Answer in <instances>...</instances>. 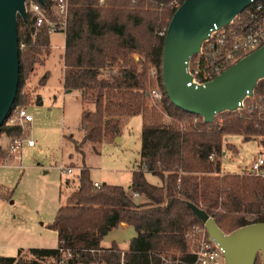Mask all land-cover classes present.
<instances>
[{"label":"trees","instance_id":"16d2710c","mask_svg":"<svg viewBox=\"0 0 264 264\" xmlns=\"http://www.w3.org/2000/svg\"><path fill=\"white\" fill-rule=\"evenodd\" d=\"M46 21L36 25L26 2V15H17L19 51L18 85L9 115L42 97L23 93L24 83L50 54L49 23L60 21L53 0L39 3ZM183 0H67L65 17L63 86L79 93L85 141L114 140L126 117L142 119L141 147L130 185L102 183L98 187L89 169H80L77 187L67 196L50 228L57 234L55 248L18 249L13 257L0 255V264H194L185 234L203 226L188 203L204 210L225 233L264 222V177L221 171L224 135L240 134L264 145V79L257 82L241 109L226 110L211 122L183 111L167 97L161 63L169 21ZM137 55V58L135 57ZM197 55H192L193 62ZM202 69L210 61L200 58ZM149 64L157 70L162 96L150 102ZM45 72L39 79L43 85ZM21 132L18 124L0 127L9 143ZM8 147L0 146V159ZM213 155V159L210 156ZM145 172L161 185L150 183ZM137 194L141 201L134 200ZM120 223L132 225L136 236L122 250L113 243L103 248V237ZM259 257H257V260Z\"/></svg>","mask_w":264,"mask_h":264},{"label":"rangeland","instance_id":"374dc122","mask_svg":"<svg viewBox=\"0 0 264 264\" xmlns=\"http://www.w3.org/2000/svg\"><path fill=\"white\" fill-rule=\"evenodd\" d=\"M50 54L43 65H37L24 83L23 93L34 98L39 94L42 104L31 102L23 107L33 116L17 138H31L21 148L20 159L8 155L0 159V255L13 257L18 249L54 247L57 234L50 228L58 208L65 204L66 195L77 184L80 169L87 167L93 181L127 186L131 172L138 166L141 147L142 119L129 117L120 134L112 141H82V111L94 108L82 103L79 93L63 86L64 33L50 34ZM137 58V55H135ZM155 71V72H154ZM48 73L43 85L40 77ZM154 72V73H153ZM157 70L149 64V91L159 89ZM157 99L151 96L150 102ZM26 135V136H25ZM9 138L1 135L0 146L6 149ZM221 169L230 173L246 172L258 154L264 159V145L256 139L244 140L240 134L224 135ZM71 167L72 173L59 169ZM146 179L159 180L151 173ZM189 241V251L195 249L198 237ZM166 264H171L167 261Z\"/></svg>","mask_w":264,"mask_h":264},{"label":"water","instance_id":"95a60500","mask_svg":"<svg viewBox=\"0 0 264 264\" xmlns=\"http://www.w3.org/2000/svg\"><path fill=\"white\" fill-rule=\"evenodd\" d=\"M43 3V0H36ZM250 0H183L166 28L161 63L164 90L169 100L183 111L211 122L216 114L235 110L251 96L257 82L264 79V44L242 57L205 86H187L190 57L200 51L214 25H227ZM17 15L25 17V0H0V127L14 102L19 74ZM70 90V89H68ZM211 240L222 247L224 264H254L260 254L264 263V222L221 230L204 210L188 203Z\"/></svg>","mask_w":264,"mask_h":264},{"label":"built area","instance_id":"2783aa9c","mask_svg":"<svg viewBox=\"0 0 264 264\" xmlns=\"http://www.w3.org/2000/svg\"><path fill=\"white\" fill-rule=\"evenodd\" d=\"M29 2V9L34 13L36 25H40L46 21L36 0H25ZM55 2L54 11L60 19L59 22H48L49 33L63 32L65 26V17L67 13V0H53ZM166 31L160 32V35L165 36ZM264 44V0H250L248 6L236 15L227 25L216 27L214 25L208 37L202 42L200 51L196 53L197 58L193 62L192 56L187 63V72L191 76V80L187 86L193 84L197 86H205L206 83L214 79L218 74L226 68L236 63L242 57L248 55ZM209 60L208 68L202 69L200 58ZM155 72V71H154ZM153 72V73H154ZM150 95L155 99H160L162 96L161 89H151ZM249 97L246 95L239 103L237 109L244 106V100ZM33 116L27 112L25 107L15 108L8 116L7 124H18L24 131L28 125H31ZM26 136V135H25ZM26 141L28 146L34 145V140L31 138H15L8 145L7 155L9 159L14 157L20 159L21 148ZM213 159V155L210 156ZM59 169L67 173H72L71 167L59 166ZM249 173L261 175L264 177V159L261 154H258L248 169ZM96 187L98 183H94ZM136 195V194H135ZM188 240L198 237V244L191 253L195 256L194 264H224V251L217 243L211 240L204 226L194 225L185 234ZM70 254L63 252L61 264L65 263V258ZM259 260H255L254 264H264L260 254L257 255Z\"/></svg>","mask_w":264,"mask_h":264},{"label":"crops","instance_id":"0c3cea01","mask_svg":"<svg viewBox=\"0 0 264 264\" xmlns=\"http://www.w3.org/2000/svg\"><path fill=\"white\" fill-rule=\"evenodd\" d=\"M68 91H72V90H67ZM131 117V116H129ZM129 117H126V119L124 120V123L126 122V120L129 118ZM35 144V143H34ZM222 172H225L224 170L221 169ZM148 173V172H145V174ZM92 180V179H91ZM147 180L152 183V184H155V185H161L162 184V181L159 180H149L147 178ZM93 183H98L99 185L102 184V183H107V182H98V181H93ZM108 184H111V183H108ZM78 183L75 185L73 184V190L77 187ZM115 185V184H114ZM130 185V181L128 182V185L127 186H123L124 188H128ZM122 186V185H120ZM71 190L67 195H66V198L67 196L73 191ZM134 200L139 202L141 201V198L136 194L134 195ZM136 236V231L134 229V227L132 225H129V224H126V223H120L116 228H114L113 230H110L102 239L101 241V246L103 248H109L113 243H115L116 245L119 246L120 249L122 250H126L128 248V245H129V241L134 238ZM57 246V245H56ZM56 246L54 247H44V248H55ZM23 249V248H22Z\"/></svg>","mask_w":264,"mask_h":264}]
</instances>
